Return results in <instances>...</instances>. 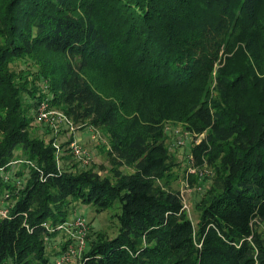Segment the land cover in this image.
<instances>
[{
    "label": "trees",
    "instance_id": "1",
    "mask_svg": "<svg viewBox=\"0 0 264 264\" xmlns=\"http://www.w3.org/2000/svg\"><path fill=\"white\" fill-rule=\"evenodd\" d=\"M44 102L105 133L109 175L32 132ZM168 124L211 169L196 222ZM76 202L121 225L73 264H264V0H0V264H56Z\"/></svg>",
    "mask_w": 264,
    "mask_h": 264
},
{
    "label": "rangeland",
    "instance_id": "2",
    "mask_svg": "<svg viewBox=\"0 0 264 264\" xmlns=\"http://www.w3.org/2000/svg\"><path fill=\"white\" fill-rule=\"evenodd\" d=\"M18 67L25 68V65L21 63ZM51 110L61 112L54 108H51ZM31 129L33 133L39 137L45 138L47 141L54 138V140H56L55 142L60 147L69 140L76 141L78 144L83 145L93 153V162L89 167L93 166L97 168L102 175L110 174V164L107 155L108 140L102 130H95L97 140H94V142L90 144L93 139L89 126L82 129L74 126V131H71L70 127L68 128V124L63 120L39 122L36 119L34 120ZM194 141L195 139L185 130L182 124H168L167 144L172 155L176 159V165L174 166L173 175L171 177V179H175L171 184L174 188L182 192L187 206L186 210L189 213L190 218L196 222L199 213L196 208V202L203 195L205 192L204 189L210 183L212 173L211 169L208 167L199 169L192 168L188 155L190 154V148ZM61 150L64 153L63 147H61ZM65 153L71 158L69 151ZM16 157L20 159L24 158L20 150L16 152ZM21 168L22 167L19 165L13 166L10 168V172H16ZM126 171L130 172V170ZM191 178H194L193 185L191 183ZM120 214L121 209L119 203L115 204L112 208L99 213L96 207L92 205L76 202L67 222H71L79 217L82 218L88 225V239L91 236L90 234L93 233H103L110 237H115L118 235L121 225L119 219ZM52 241L53 242L48 248V251L51 254V260L54 262L60 255L58 253L60 249H57L58 247H56V245L61 244L66 241V239L62 236H58ZM70 263L73 264V260Z\"/></svg>",
    "mask_w": 264,
    "mask_h": 264
},
{
    "label": "built area",
    "instance_id": "3",
    "mask_svg": "<svg viewBox=\"0 0 264 264\" xmlns=\"http://www.w3.org/2000/svg\"><path fill=\"white\" fill-rule=\"evenodd\" d=\"M39 122L63 120L68 124L71 131H74V124L70 121L63 113L49 109L48 102H44L38 109V114L36 117ZM91 132H95L94 128H90ZM93 139L97 140V136L94 134ZM55 148L57 149V157L61 155V147L55 143ZM70 152L73 158L80 164L82 168H88L93 162V153L76 141H71ZM30 163V162H29ZM185 204V208H186ZM8 214L7 210H0V215L6 216ZM44 226L51 232H60L67 235L71 243L67 249L57 258L56 264H69L73 259L80 260L83 252L87 247V233L88 225L84 222L82 218H76L71 222L60 223L54 227L45 223Z\"/></svg>",
    "mask_w": 264,
    "mask_h": 264
},
{
    "label": "crops",
    "instance_id": "4",
    "mask_svg": "<svg viewBox=\"0 0 264 264\" xmlns=\"http://www.w3.org/2000/svg\"><path fill=\"white\" fill-rule=\"evenodd\" d=\"M91 133H92V139H93V135L95 134V132H91ZM93 142H94V139L90 142V144L93 143Z\"/></svg>",
    "mask_w": 264,
    "mask_h": 264
}]
</instances>
